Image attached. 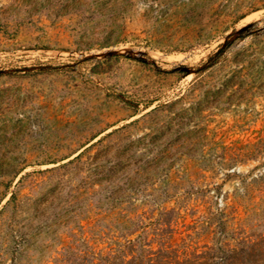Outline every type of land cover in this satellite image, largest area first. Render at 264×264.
Returning <instances> with one entry per match:
<instances>
[{
  "label": "rangeland",
  "instance_id": "obj_1",
  "mask_svg": "<svg viewBox=\"0 0 264 264\" xmlns=\"http://www.w3.org/2000/svg\"><path fill=\"white\" fill-rule=\"evenodd\" d=\"M0 264H264V0H0Z\"/></svg>",
  "mask_w": 264,
  "mask_h": 264
}]
</instances>
